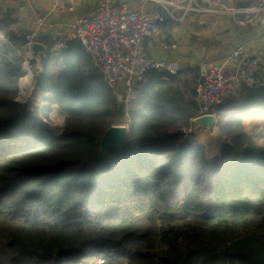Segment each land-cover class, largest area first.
<instances>
[{"label": "trees", "instance_id": "trees-1", "mask_svg": "<svg viewBox=\"0 0 264 264\" xmlns=\"http://www.w3.org/2000/svg\"><path fill=\"white\" fill-rule=\"evenodd\" d=\"M26 43L0 41V264H264V148L242 124L264 85L213 109L229 113L209 156L190 81L152 72L127 110L81 43H50L36 84L66 116L55 135L16 100ZM118 115L128 141L103 152Z\"/></svg>", "mask_w": 264, "mask_h": 264}, {"label": "built area", "instance_id": "built-area-1", "mask_svg": "<svg viewBox=\"0 0 264 264\" xmlns=\"http://www.w3.org/2000/svg\"><path fill=\"white\" fill-rule=\"evenodd\" d=\"M4 1L0 0V7ZM200 2L199 8L186 6L181 9L221 14L231 18L242 29L249 26L264 28V0H255V4L247 9L232 7L227 0ZM168 6L176 7L172 2L164 7ZM164 21L162 10L149 13L132 9L126 2L113 4L110 0H101L92 13L77 19L71 33L56 38L49 50L52 55H57L67 50L70 43H81L112 93L122 97L129 106L140 85L150 81V73L166 72L175 76L183 73L177 61L154 58L145 47L147 40L161 41ZM47 25L45 18L39 17L32 24L30 33L25 36L18 34L19 38L26 40L25 48L30 58L32 44L38 42ZM233 57L241 59L234 69L214 62L202 64L197 77L188 70L184 73L186 78L196 79V102L200 109L196 118L206 115L217 117L213 109L234 97V93L238 94L242 87L254 89L264 85V61L261 57H250L242 47L234 52Z\"/></svg>", "mask_w": 264, "mask_h": 264}, {"label": "crops", "instance_id": "crops-1", "mask_svg": "<svg viewBox=\"0 0 264 264\" xmlns=\"http://www.w3.org/2000/svg\"><path fill=\"white\" fill-rule=\"evenodd\" d=\"M99 1L101 0H5L4 5L0 7V41L7 44L11 34L30 33L32 24L39 17L45 18L48 22L42 33L59 34L57 38H61L72 32L80 16L92 13ZM110 1L113 4L126 2L132 9L149 13L162 10V7L166 6L161 0ZM227 2L237 9H247L255 4V0H227ZM172 3L176 7L168 6L170 14L168 21L174 24L163 26L161 41L147 40L145 47L154 58L177 61L183 71L180 78L187 70L197 76L200 66L204 63L215 62L231 69L237 68L241 59H235L233 54L241 47L250 57L259 56L264 61V28L249 26L242 29L235 25L231 18L221 14L210 15L196 10L181 9L186 6L199 8L200 0H172ZM38 41L47 46L50 43L54 44L55 39L50 36L45 38L40 36ZM42 58L43 55L35 60L41 62ZM182 80L193 82V87H196V79H188L184 76ZM40 92L36 93L33 89L30 107L36 106L34 102H38L42 97L47 99V94L41 90ZM252 115L264 117V109L254 110L249 116L243 115L245 117L242 122L245 128H247L246 121H249ZM257 126L251 123L250 129L247 130L260 134L256 131Z\"/></svg>", "mask_w": 264, "mask_h": 264}, {"label": "rangeland", "instance_id": "rangeland-1", "mask_svg": "<svg viewBox=\"0 0 264 264\" xmlns=\"http://www.w3.org/2000/svg\"><path fill=\"white\" fill-rule=\"evenodd\" d=\"M17 55H16L17 59H21V64H22L23 70L26 73L22 76L20 75L17 78L18 79V83H17L18 84V93L16 96V100H18L19 102H22V103L27 102L30 104V99H32L31 93L33 92V89L36 93L40 92V90L36 84V78L43 71L44 67L42 65L44 63H43V60L41 62L39 60H35L38 58H30V54L27 51H25V53H23V51L21 53H20V51H18ZM15 63L17 64L18 62H15ZM27 79H29V80H27ZM190 83H191V85L193 84V82H190ZM43 92H44V94H47V96H46L47 99H44L43 97L40 98L38 102H34L36 104V106H31L30 110L37 111L39 116L45 122H47L50 125L52 132L55 135H60L63 131V128H64V120H65L66 116L61 111V109L55 103L52 102V99H51L52 92L51 91H46V92L43 91ZM41 94H39V95H41ZM118 97H117L118 101L123 102L122 97L121 98L120 97L118 98ZM126 107L129 108V106H126ZM128 108H127V110H128ZM220 113L222 116L223 113H229V111L224 109V111H222ZM252 113H254V111L249 113V114H245V115L249 116ZM221 116L217 117L218 124L216 125L215 128L201 129L198 131H194V136L193 137L191 136L192 138L189 136L190 141H193V140L199 141L204 146H206V149L208 151L209 156H213L215 154V152L218 149V144L221 141V140L220 141L217 140V136L220 133L221 125L224 122H226V119L221 118ZM243 117H245V116H242V119H243ZM125 118H127V120L130 121L128 113H126ZM115 119L118 121V123L115 124L114 126H125L124 123H122V121H124V119L121 118L119 115L117 117H115ZM251 123L252 124L255 123L256 125H258L256 131L260 134H256V133L252 132V130H250V131L247 130V128L250 129ZM242 124H243V122H242ZM246 124H247V128H245L246 126H244L245 132H247L249 136H251L255 139V142L258 146L264 148V134L261 135V133H264V117H262L260 115H256V116L252 115L250 117L249 121H246ZM190 131H192L190 128H181V132H183L185 134H190L191 133ZM224 139H226V136H225V138H222V140H224ZM240 153H242V152H239V154Z\"/></svg>", "mask_w": 264, "mask_h": 264}, {"label": "water", "instance_id": "water-1", "mask_svg": "<svg viewBox=\"0 0 264 264\" xmlns=\"http://www.w3.org/2000/svg\"><path fill=\"white\" fill-rule=\"evenodd\" d=\"M164 4L168 5L172 2V0H161ZM163 18L165 21L170 19V14L168 7H162ZM42 38L50 36L51 38L56 39L59 34L55 33H42ZM48 50V47L41 42H35L31 46V57L39 58L44 55ZM184 76H181L183 79ZM234 97L237 96V93L233 94ZM193 123L197 125L199 129H211L215 128L218 124V119L213 115H206L202 117H198L193 120ZM128 132L129 128L126 126H112L105 135L101 138V149L103 152H107L114 148H120L128 141Z\"/></svg>", "mask_w": 264, "mask_h": 264}, {"label": "bare ground", "instance_id": "bare-ground-1", "mask_svg": "<svg viewBox=\"0 0 264 264\" xmlns=\"http://www.w3.org/2000/svg\"><path fill=\"white\" fill-rule=\"evenodd\" d=\"M29 69V68H28ZM27 80H29V79H27ZM23 82V81H22ZM28 82V81H27ZM23 86V85H22ZM24 87V86H23ZM26 88V87H25ZM24 95V94H23Z\"/></svg>", "mask_w": 264, "mask_h": 264}]
</instances>
